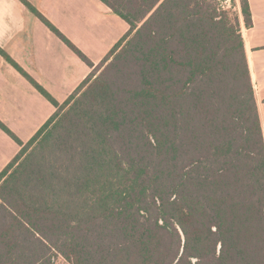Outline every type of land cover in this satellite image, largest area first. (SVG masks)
<instances>
[{"label":"trees","instance_id":"trees-1","mask_svg":"<svg viewBox=\"0 0 264 264\" xmlns=\"http://www.w3.org/2000/svg\"><path fill=\"white\" fill-rule=\"evenodd\" d=\"M0 172V264H264V143L236 12L99 0L128 32ZM245 27L247 0H240ZM99 73L96 75V72Z\"/></svg>","mask_w":264,"mask_h":264},{"label":"crops","instance_id":"crops-1","mask_svg":"<svg viewBox=\"0 0 264 264\" xmlns=\"http://www.w3.org/2000/svg\"><path fill=\"white\" fill-rule=\"evenodd\" d=\"M24 1L42 15L80 51L81 49L78 47V43L75 41L76 39L97 38L98 35L96 30L98 28V21H103L104 18L114 19L111 16L114 14H112L110 9L99 0ZM233 1L240 23V34L250 72L254 99L264 143V0H247L251 20V25L249 27H245L244 25L240 0ZM123 23L125 22L121 20L122 25ZM123 28L122 33L129 27L125 23ZM122 33L116 37L110 38V42L106 44L103 52L97 60H99L104 54L106 48L110 45L112 46L113 42H116V39L119 38ZM61 46H65L83 65H85L26 7V5H24L21 0H0V50L13 60L24 73L32 78L56 102H58V100L48 91L49 89L44 83L32 72V69L29 67V62H39L43 59V55L50 53L53 48H60ZM81 52L91 63L97 61L90 59L83 51ZM86 67L90 70L88 66ZM35 70L37 71V69ZM79 79L80 77L75 81H78ZM26 85L31 87L40 97L45 99L17 69L6 62V60L0 55V122L22 143V140H26L28 136L22 138L16 132L11 130L5 122V115L1 112L3 110L5 114L12 110L11 103L17 97V87H26ZM13 91H15L14 96L12 93ZM0 132L4 133L2 130H0ZM10 140L15 147L17 146L19 148L12 139Z\"/></svg>","mask_w":264,"mask_h":264},{"label":"rangeland","instance_id":"rangeland-1","mask_svg":"<svg viewBox=\"0 0 264 264\" xmlns=\"http://www.w3.org/2000/svg\"><path fill=\"white\" fill-rule=\"evenodd\" d=\"M234 7L233 3L232 8L226 12L234 11L235 13ZM234 13L231 12L229 15L233 16ZM111 16L114 19L104 18L103 21H98L97 38H79L75 40L81 51L92 60H97L106 44L110 42V38L118 36L124 29L123 25L125 26V23L122 25L118 17ZM128 30L129 28L124 30L121 36L116 39V42L112 44L115 45ZM113 45L106 48L99 60L93 61L95 66L108 54ZM42 57L43 59L39 62H29V67L49 89L48 91L58 100V104H62L80 86L91 73L90 70H92L83 65L65 46L53 48L50 53ZM98 73L99 71L96 72V75ZM79 77L80 79L75 81ZM12 93L14 96L15 91ZM16 93L17 97L11 103L12 110L5 114L2 110L1 113L5 115V122L11 130L22 138L28 136L26 140H22L26 144L55 112V108L28 85L26 87L18 86ZM19 150L20 148L15 147L12 141L4 133L0 132V171L11 162ZM53 264L68 263L61 257H57Z\"/></svg>","mask_w":264,"mask_h":264},{"label":"built area","instance_id":"built-area-1","mask_svg":"<svg viewBox=\"0 0 264 264\" xmlns=\"http://www.w3.org/2000/svg\"><path fill=\"white\" fill-rule=\"evenodd\" d=\"M220 11H228L232 8L233 0H215Z\"/></svg>","mask_w":264,"mask_h":264}]
</instances>
